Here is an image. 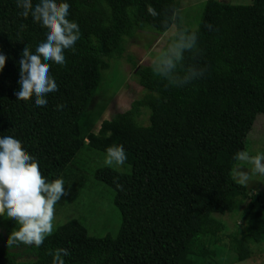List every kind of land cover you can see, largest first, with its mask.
<instances>
[{
    "label": "trees",
    "instance_id": "16d2710c",
    "mask_svg": "<svg viewBox=\"0 0 264 264\" xmlns=\"http://www.w3.org/2000/svg\"><path fill=\"white\" fill-rule=\"evenodd\" d=\"M38 2L33 0L34 5ZM62 2L70 5L67 19L78 24L80 37L64 50V65L49 62L58 91L44 97L46 106H37L35 95L27 101L15 95L20 89L19 61L26 45L35 54L47 29L31 16L19 15L16 0H0V53L6 56L0 72V138L20 140L46 180L63 179L71 195L83 185L81 175H71L84 144L103 153L113 144L123 145L127 171L102 166L93 173L112 190L120 226L114 235L95 236L71 218L56 225L42 246L23 247L29 257L25 262L1 240L0 264H51L49 253L61 247L70 253L63 257L66 264H211L199 251L224 227L214 214L238 212L245 205L252 225L233 239V256L236 261L249 257V244L264 242V191L251 192L233 177L234 156L244 144L237 147L226 132L242 114L264 113V0L244 5L206 0L195 29L177 19V25L197 34L199 51L186 52L184 66L204 70L203 75L176 87L155 75L151 65H134L146 93L103 120L96 133L85 135L80 121L92 103L100 72L109 68L111 59L123 56L125 39L137 31L165 32L171 24L165 29L162 21L173 9L179 18L181 3ZM143 110L148 112L145 125L138 120ZM61 202L62 197L55 206Z\"/></svg>",
    "mask_w": 264,
    "mask_h": 264
},
{
    "label": "clouds",
    "instance_id": "9594fccd",
    "mask_svg": "<svg viewBox=\"0 0 264 264\" xmlns=\"http://www.w3.org/2000/svg\"><path fill=\"white\" fill-rule=\"evenodd\" d=\"M16 6L21 9L19 15L40 23L46 31V39L35 49V54L26 45L22 52L20 65V89L15 93L18 100L27 101L35 95L37 106H46L44 98L48 93L58 91L57 83L50 75V64H65L64 50L73 48L80 37L79 26L67 19L70 5L58 0H39L35 5L33 0H16ZM148 12L156 17L158 13L151 6ZM178 10L173 9L172 15L162 21L167 29L177 22ZM211 30V25L207 26ZM26 25H21V29ZM197 34L187 28L177 25L175 35L169 38L167 46L155 57L152 71L155 75L168 81L170 85L182 87L203 75L204 70L194 66L185 68V53L197 54ZM6 56L0 53V72L3 71ZM63 105H58L60 109ZM105 164L122 166L126 159L123 145H111L106 149ZM235 160L247 162L253 167L249 170L234 169V178L240 184H246L252 174L264 175V154L250 156L247 151H238ZM115 182V181H114ZM117 187H120L117 184ZM69 193L65 190L64 181L57 178L48 182L42 175L39 164L26 152L20 140L12 136L0 138V217L5 215L14 220L18 229L13 230L6 241L9 249L20 244L40 247L46 237L53 233L55 205L62 196ZM69 250L57 248L50 252L51 264H66L63 259Z\"/></svg>",
    "mask_w": 264,
    "mask_h": 264
},
{
    "label": "rangeland",
    "instance_id": "374dc122",
    "mask_svg": "<svg viewBox=\"0 0 264 264\" xmlns=\"http://www.w3.org/2000/svg\"><path fill=\"white\" fill-rule=\"evenodd\" d=\"M178 22L182 26L195 29L198 26L203 6L206 0H179ZM230 4H250L251 0H219ZM177 30V23L163 33L158 34L151 30H140L132 38L125 39V52L121 58L111 59L109 68L100 72V80L94 93L92 103L88 112L80 121L81 133H96L100 124L105 119H110L118 112L129 108L132 100L140 98L146 91L138 84L135 77L134 65H151L155 57L167 46L169 38L173 37ZM148 112L143 110L139 117L141 124H147ZM88 116V117H87ZM87 117V118H86ZM241 121L233 124L226 132L230 141H234L237 147L244 144L243 151L250 156L264 154V113H245L241 115ZM244 124L243 127L241 125ZM241 128L243 130H241ZM244 136V137H243ZM243 137V140H242ZM226 138L225 142L230 145ZM106 153L91 149L86 144L79 150L75 159L72 178L82 176L83 185L75 195L62 196L61 204L55 206L54 228L71 218L79 219L86 227L90 235L103 236L116 234L120 226V213L113 205L112 190L104 182L97 180L93 173L102 166H109L119 171H127L129 166L105 164ZM253 166L247 162L237 160L234 169L243 168L249 170ZM75 174V175H74ZM234 177V170H233ZM237 180V179H236ZM238 181V180H237ZM70 179L65 181L69 183ZM251 192L264 191V175L252 174L249 181L244 184ZM247 205L238 212L226 214H214L224 227L217 234L214 242L201 247L200 258H204L211 264H264V242L250 243L252 253L242 261H236L233 256L234 238L246 234L252 225L249 220ZM2 228L0 229L1 240L7 241L13 230L19 225L6 215L0 217ZM26 245L14 247L19 253V261L25 262L29 259L25 255ZM184 254L181 255L182 259Z\"/></svg>",
    "mask_w": 264,
    "mask_h": 264
}]
</instances>
